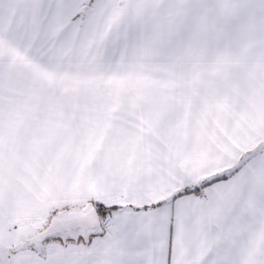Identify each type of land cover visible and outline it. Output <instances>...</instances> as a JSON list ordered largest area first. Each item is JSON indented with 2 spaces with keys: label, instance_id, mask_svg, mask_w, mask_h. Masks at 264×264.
<instances>
[{
  "label": "snow or ice",
  "instance_id": "obj_1",
  "mask_svg": "<svg viewBox=\"0 0 264 264\" xmlns=\"http://www.w3.org/2000/svg\"><path fill=\"white\" fill-rule=\"evenodd\" d=\"M0 264H264V0H0Z\"/></svg>",
  "mask_w": 264,
  "mask_h": 264
}]
</instances>
